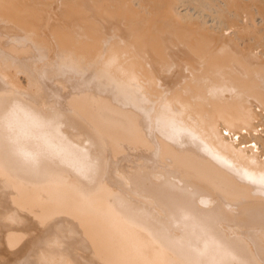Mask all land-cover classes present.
Returning <instances> with one entry per match:
<instances>
[{
    "label": "bare ground",
    "instance_id": "obj_1",
    "mask_svg": "<svg viewBox=\"0 0 264 264\" xmlns=\"http://www.w3.org/2000/svg\"><path fill=\"white\" fill-rule=\"evenodd\" d=\"M0 264H264V0H0Z\"/></svg>",
    "mask_w": 264,
    "mask_h": 264
}]
</instances>
